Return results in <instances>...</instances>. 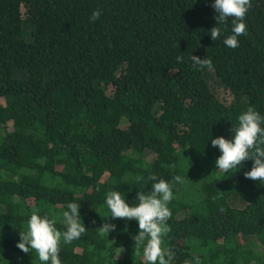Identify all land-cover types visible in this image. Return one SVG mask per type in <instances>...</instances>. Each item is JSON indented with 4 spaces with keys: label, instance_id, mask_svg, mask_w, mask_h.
Instances as JSON below:
<instances>
[{
    "label": "trees",
    "instance_id": "obj_1",
    "mask_svg": "<svg viewBox=\"0 0 264 264\" xmlns=\"http://www.w3.org/2000/svg\"><path fill=\"white\" fill-rule=\"evenodd\" d=\"M213 3L0 0V264H51L17 248L19 234L37 209L66 231L69 202L87 230L61 241L62 264H148L138 221L112 218L106 197L138 204L153 175L173 191L162 248L174 264H264V183L245 178L251 160L216 169L211 145L249 107L264 115V0H251L235 49L224 44L232 18L211 39ZM237 194L245 207L232 205ZM104 223L116 229L101 237Z\"/></svg>",
    "mask_w": 264,
    "mask_h": 264
},
{
    "label": "clouds",
    "instance_id": "obj_2",
    "mask_svg": "<svg viewBox=\"0 0 264 264\" xmlns=\"http://www.w3.org/2000/svg\"><path fill=\"white\" fill-rule=\"evenodd\" d=\"M212 7L217 15L214 17L216 25L210 29L211 39L216 41L221 37L222 28L217 25H226L229 18H232V34L224 39V44L232 49L239 47V37L247 35L245 17L252 7L251 0H214ZM102 9L92 12L90 22L100 18ZM198 70L204 68L212 69L211 58L201 59L191 55ZM178 62L183 61L182 56L177 57ZM234 135L231 139L219 136L211 140L213 147H218L221 155L216 160V169L221 172L230 173L238 170L246 160L253 161L250 171L244 173L246 179L264 183V115L249 107L238 117V125L233 126ZM137 179H140L139 177ZM150 179L154 181L151 191L148 194L137 193L138 204L130 206L119 191H109L106 197V204L111 212L112 218H120L138 221L139 232L133 237L135 249H143V257L148 264H174L175 253L162 248L163 237L171 232L167 221L172 213L168 204L173 199V191L169 183L159 179L155 175ZM177 180L180 177H176ZM80 203L69 202L68 211L62 213L67 225V230L61 232L55 226V220L47 215H39V210H34L28 220L27 230L20 231V240L16 247L24 253L34 250L41 262L50 261L51 264H62L59 253L61 241L70 244L79 240L86 232L85 224L81 220ZM116 229L115 224L104 223L97 228L98 234L103 237ZM2 251V249H0ZM167 257V258H166ZM197 264L199 260L197 258Z\"/></svg>",
    "mask_w": 264,
    "mask_h": 264
},
{
    "label": "rangeland",
    "instance_id": "obj_3",
    "mask_svg": "<svg viewBox=\"0 0 264 264\" xmlns=\"http://www.w3.org/2000/svg\"><path fill=\"white\" fill-rule=\"evenodd\" d=\"M207 79H208V81L211 84L213 89L218 90L221 87L220 81L214 75V73L212 71H210L207 74ZM177 186H180L179 182L177 183ZM230 201H231L232 205L234 207H237V208H243V207H245V205L247 203L245 197H243L242 195H238V194L230 196Z\"/></svg>",
    "mask_w": 264,
    "mask_h": 264
}]
</instances>
